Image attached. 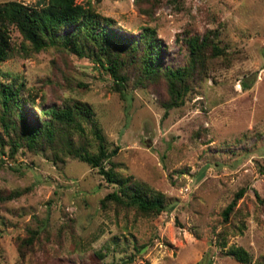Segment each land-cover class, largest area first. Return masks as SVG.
I'll return each instance as SVG.
<instances>
[{
	"label": "rangeland",
	"instance_id": "rangeland-1",
	"mask_svg": "<svg viewBox=\"0 0 264 264\" xmlns=\"http://www.w3.org/2000/svg\"><path fill=\"white\" fill-rule=\"evenodd\" d=\"M76 1L113 18L124 35L154 27L163 67L184 64L187 33L215 30L227 54L209 57L182 104L166 109L163 78L139 84L130 68L120 93L87 56L54 47L25 54L12 27L0 79L23 81L36 103L91 105L108 145L118 146L115 168L161 191L166 208L103 207L114 185L96 167L69 154L55 158L49 148L20 147L13 156L0 146V264H264V0ZM39 107L26 108L29 122L41 121ZM241 186L225 221L222 210ZM12 189L22 192L1 198ZM32 230V242L20 246ZM231 244L251 262L226 254Z\"/></svg>",
	"mask_w": 264,
	"mask_h": 264
},
{
	"label": "trees",
	"instance_id": "trees-1",
	"mask_svg": "<svg viewBox=\"0 0 264 264\" xmlns=\"http://www.w3.org/2000/svg\"><path fill=\"white\" fill-rule=\"evenodd\" d=\"M135 2L140 4V0ZM142 9L144 12L148 10L147 7ZM12 27L22 36L24 42L19 47L25 54L54 47L87 56L113 76V86L120 93L131 79L128 74L130 68L136 71L139 84L163 78L168 91L164 104L166 109L182 104L196 76L204 71L209 57L227 54L219 45L215 30L208 29L202 34L187 33L183 36L187 49L184 64L163 67L159 62L161 42L154 27L144 26L138 36H128L116 30L113 18L101 15L91 6L76 0H38L36 5L6 0L0 2V61L13 52ZM241 85L247 88L249 83L241 79ZM23 89V81L0 79V146L8 145L13 156L20 147L35 152L49 148L55 158L62 159L63 153L69 154L96 167L98 173L114 185L100 199L103 207L107 202L116 201L135 207L144 214H157L166 208V198L161 191L115 168L117 163L112 157L118 146L108 145L93 117L91 105L80 100L48 105L36 103L35 98L24 93ZM36 104L40 106L42 119L36 123L29 122L26 108H34ZM86 124H89L96 140L95 150L90 148ZM245 189L241 186L234 192L222 210L223 220H228ZM21 192V189H12L1 198L10 199ZM255 194L259 197L256 190ZM30 233L29 237L20 240V246L32 242L35 234L33 230ZM224 250L239 262H251L250 253L241 245L231 244Z\"/></svg>",
	"mask_w": 264,
	"mask_h": 264
}]
</instances>
